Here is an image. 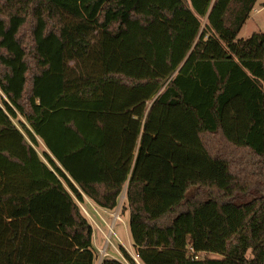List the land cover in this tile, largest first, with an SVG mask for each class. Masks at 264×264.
Instances as JSON below:
<instances>
[{
    "label": "trees",
    "instance_id": "1",
    "mask_svg": "<svg viewBox=\"0 0 264 264\" xmlns=\"http://www.w3.org/2000/svg\"><path fill=\"white\" fill-rule=\"evenodd\" d=\"M257 1L0 0V264H94L126 179L141 264H264Z\"/></svg>",
    "mask_w": 264,
    "mask_h": 264
},
{
    "label": "crops",
    "instance_id": "2",
    "mask_svg": "<svg viewBox=\"0 0 264 264\" xmlns=\"http://www.w3.org/2000/svg\"><path fill=\"white\" fill-rule=\"evenodd\" d=\"M39 142L37 150L45 149V146L43 142L40 139H37ZM137 148V147H136ZM120 149L121 145L118 143V150H116L115 143L112 142L110 139V135L108 136V140L106 142V151H107V167L111 166L112 162L116 161L115 153H118V157H120ZM135 153V152H134ZM126 158L124 157L122 159V162H125ZM126 188H127V179L124 182L122 191L120 193V196L118 198V204L113 210H107L105 208L100 207L96 203H94L90 198H88L79 188L80 193L83 195V202H79V206L83 211H85V215L89 219V222L92 226V243L95 248V258L96 253L99 254L98 250L104 247L105 243L102 246H99L96 243V238L99 235H101L104 239V242L106 241V237H109L111 234H114V226L116 223H118V235L116 234V238L118 241L117 245L110 244L111 249H109V246H107V252L108 256L110 258H115L117 260H120L124 264L127 262L125 258L123 257L122 249L123 248L133 259L137 264H141L137 258L136 255V247L133 244L130 230H129V212L127 209L123 210L122 207L126 205ZM89 209L94 211V214H92ZM118 215V219H113V215ZM102 225H105L107 227V232H105L102 228ZM110 228L112 231H110ZM97 230L96 231H94ZM97 254V256H98ZM105 257L101 258L100 254L98 256V260H100L99 264ZM128 263V262H127ZM129 264V263H128Z\"/></svg>",
    "mask_w": 264,
    "mask_h": 264
},
{
    "label": "rangeland",
    "instance_id": "3",
    "mask_svg": "<svg viewBox=\"0 0 264 264\" xmlns=\"http://www.w3.org/2000/svg\"><path fill=\"white\" fill-rule=\"evenodd\" d=\"M204 22H205V20H202V23H204ZM254 32H264V0H258L257 1L254 9L252 10V12L250 14V17L245 21L242 28L238 32L237 38H248ZM262 83H263L262 86L264 88V81ZM155 95L156 94H153L152 97L147 100V102H146L147 106H149L151 104L152 100L156 97ZM3 97L4 96H3L2 92L0 91V105L2 104V98ZM37 148H38V146H37ZM133 154H135V153H133ZM89 211L92 214H94L93 210L89 209ZM83 213L85 214V211H83ZM102 228L105 232H107V227H105V225H102ZM113 230H114V234H111V236H110V243L109 242L107 243V245L109 246V249H111V245H110L111 243L114 245L118 244V241L116 238V234L118 235V223H116ZM94 231L97 232V230H95V229H94ZM96 243L99 246H102L105 243L103 237L99 234L96 238ZM97 254L98 253H96V258H95L94 264H99V262H100V260H98L99 254H98V256H97ZM198 256L203 258V257H214L216 255L213 253L199 252ZM250 256L251 255L248 252L247 257H250ZM101 258H103V257L101 256ZM125 263L128 264L127 262H125Z\"/></svg>",
    "mask_w": 264,
    "mask_h": 264
},
{
    "label": "built area",
    "instance_id": "4",
    "mask_svg": "<svg viewBox=\"0 0 264 264\" xmlns=\"http://www.w3.org/2000/svg\"><path fill=\"white\" fill-rule=\"evenodd\" d=\"M118 218H119L118 215H115V214L113 215V219H118ZM110 231H112L111 228H110ZM108 242L110 243L109 237H106V241H105L104 247H102L101 249L98 250L100 256H102V257L108 256V252H107V246H108L107 243ZM189 254L190 255L194 254V250L192 248L189 249ZM194 257H196V255H194Z\"/></svg>",
    "mask_w": 264,
    "mask_h": 264
}]
</instances>
